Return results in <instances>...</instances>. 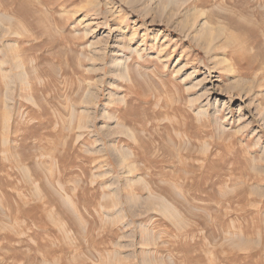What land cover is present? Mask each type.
Listing matches in <instances>:
<instances>
[{"label": "rangeland", "instance_id": "1", "mask_svg": "<svg viewBox=\"0 0 264 264\" xmlns=\"http://www.w3.org/2000/svg\"><path fill=\"white\" fill-rule=\"evenodd\" d=\"M0 264H264V0H0Z\"/></svg>", "mask_w": 264, "mask_h": 264}]
</instances>
